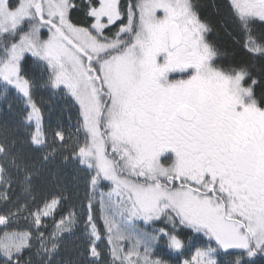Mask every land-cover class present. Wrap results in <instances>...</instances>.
Returning a JSON list of instances; mask_svg holds the SVG:
<instances>
[{"label": "snow or ice", "instance_id": "obj_1", "mask_svg": "<svg viewBox=\"0 0 264 264\" xmlns=\"http://www.w3.org/2000/svg\"><path fill=\"white\" fill-rule=\"evenodd\" d=\"M0 0V264H264V0Z\"/></svg>", "mask_w": 264, "mask_h": 264}, {"label": "trees", "instance_id": "obj_2", "mask_svg": "<svg viewBox=\"0 0 264 264\" xmlns=\"http://www.w3.org/2000/svg\"><path fill=\"white\" fill-rule=\"evenodd\" d=\"M198 2L205 6V11L208 13V15L211 17L212 15V9L211 4L214 2V0H198Z\"/></svg>", "mask_w": 264, "mask_h": 264}]
</instances>
